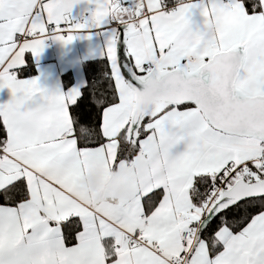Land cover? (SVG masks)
<instances>
[{
    "label": "snow or ice",
    "instance_id": "snow-or-ice-1",
    "mask_svg": "<svg viewBox=\"0 0 264 264\" xmlns=\"http://www.w3.org/2000/svg\"><path fill=\"white\" fill-rule=\"evenodd\" d=\"M82 2L0 0V264H264V0ZM85 31L103 76L42 87Z\"/></svg>",
    "mask_w": 264,
    "mask_h": 264
},
{
    "label": "crops",
    "instance_id": "crops-1",
    "mask_svg": "<svg viewBox=\"0 0 264 264\" xmlns=\"http://www.w3.org/2000/svg\"><path fill=\"white\" fill-rule=\"evenodd\" d=\"M88 6L87 0H83L82 3L75 6L73 15L78 17L80 11ZM95 36L94 31H85L68 45H61L51 40L46 41L39 59L32 60V74L40 77L41 86L53 90L67 89L69 87L65 86L62 78L65 74L72 78L71 87L85 82L83 62L101 58L100 49L102 46H98ZM99 38L103 39L102 36ZM8 98V90H0V102H6ZM101 179L100 174L96 173L87 179V183H96Z\"/></svg>",
    "mask_w": 264,
    "mask_h": 264
},
{
    "label": "trees",
    "instance_id": "trees-1",
    "mask_svg": "<svg viewBox=\"0 0 264 264\" xmlns=\"http://www.w3.org/2000/svg\"><path fill=\"white\" fill-rule=\"evenodd\" d=\"M83 72L85 75V82L91 85L103 76L104 63L101 58L87 60L83 62ZM65 86L72 81L71 76L65 74L62 76Z\"/></svg>",
    "mask_w": 264,
    "mask_h": 264
},
{
    "label": "rangeland",
    "instance_id": "rangeland-1",
    "mask_svg": "<svg viewBox=\"0 0 264 264\" xmlns=\"http://www.w3.org/2000/svg\"><path fill=\"white\" fill-rule=\"evenodd\" d=\"M96 38V42H98V46H102L103 45V39L102 38H99L100 37V35H97L96 34V36H95ZM71 85H72V81L69 83V84H67V87H71Z\"/></svg>",
    "mask_w": 264,
    "mask_h": 264
},
{
    "label": "clouds",
    "instance_id": "clouds-1",
    "mask_svg": "<svg viewBox=\"0 0 264 264\" xmlns=\"http://www.w3.org/2000/svg\"><path fill=\"white\" fill-rule=\"evenodd\" d=\"M86 183H87V181H86Z\"/></svg>",
    "mask_w": 264,
    "mask_h": 264
}]
</instances>
